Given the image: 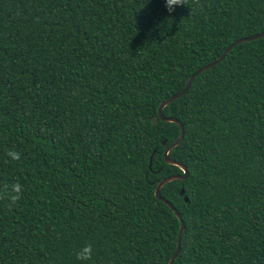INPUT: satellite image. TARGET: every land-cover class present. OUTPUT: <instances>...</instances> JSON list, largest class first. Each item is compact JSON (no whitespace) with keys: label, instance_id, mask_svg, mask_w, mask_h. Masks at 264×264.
<instances>
[{"label":"trees","instance_id":"16d2710c","mask_svg":"<svg viewBox=\"0 0 264 264\" xmlns=\"http://www.w3.org/2000/svg\"><path fill=\"white\" fill-rule=\"evenodd\" d=\"M146 2L0 0V192L22 186L15 204L0 198V264H167L175 251L180 221L155 186L182 173L163 156L180 128L152 117L264 31V0H189L192 14ZM162 113L183 124L168 156L188 169L160 190L185 224L172 264H264V36Z\"/></svg>","mask_w":264,"mask_h":264},{"label":"water","instance_id":"95a60500","mask_svg":"<svg viewBox=\"0 0 264 264\" xmlns=\"http://www.w3.org/2000/svg\"><path fill=\"white\" fill-rule=\"evenodd\" d=\"M261 36H264V31L260 32V33H257V34H254V35H250V36H246V37H240V38L234 40L233 42H231L225 48V50L222 52V54L219 57H217L216 59L206 63L205 65H203L200 68H198L195 72H193L188 77V79H187V81H186V83H185V85H184L182 90H180L177 93L171 95L167 99H164L163 101H161L160 104L158 105V108H157V115L152 117L151 121H152L153 124H155L157 122L158 118H160V119H162L164 121L175 122V123H177L179 125V128H180V134H179L178 138L175 139L173 142H171L170 144H168L165 147L164 152H163V156H164V159H165V161L167 163L178 166L181 169L182 173L181 174H175V175H169L167 177H164L155 186V196L157 197V199H159L162 202L166 203L171 208V210L175 213L176 217L180 221V227H179V230H178L177 241H176V248H175V251L173 252V254L171 255V257H170V259H169L167 264H172L173 263L174 258L176 257V255L178 254V252L180 250L181 235H182L183 230L185 228V224H184V221L182 219L181 214L176 210V208L171 204V202H169L167 199H165L164 197L161 196L160 190H161V187L164 184H166L167 182H169L171 180H174V179H185L188 176V169H187V166L185 164H183L181 162H178V161H176V160H174V159H172V158H170L168 156L169 151L172 148H174L175 146H177L179 144V142L182 140L183 135H184V128H183V124L177 118L164 116L163 113H162L163 108L168 103L173 101L174 99L184 95L186 93V91L189 89V87H190L193 79L195 78V76L197 74L201 73L202 71H204V70L212 67L213 65L217 64L218 62H220L235 44L240 43V42H245V41H248V40H253V39L259 38ZM162 143L166 144V140H163ZM153 155H154V151H153V153L150 156V161H149L150 164L152 162ZM152 183H154V181ZM183 193H184V189L181 188L180 194H183ZM184 200L186 202L188 201L187 196H184ZM147 264H157V263H147Z\"/></svg>","mask_w":264,"mask_h":264},{"label":"clouds","instance_id":"9594fccd","mask_svg":"<svg viewBox=\"0 0 264 264\" xmlns=\"http://www.w3.org/2000/svg\"><path fill=\"white\" fill-rule=\"evenodd\" d=\"M148 2L149 0H147L146 4ZM195 3L198 5L199 0H195ZM177 6H188L191 9V14L194 10L193 5L189 2V0H165V8L168 13L171 14L172 12H174L175 7ZM7 155L14 161H18L20 159V153L13 150H9L7 152ZM21 194H22V186L19 183H15L12 184L10 187L8 185H5L3 192H0V198L6 197L7 199L10 200L12 204H15L18 200L21 199ZM92 254H93V246L91 244H85L76 253V258L77 260L87 262L92 259Z\"/></svg>","mask_w":264,"mask_h":264}]
</instances>
